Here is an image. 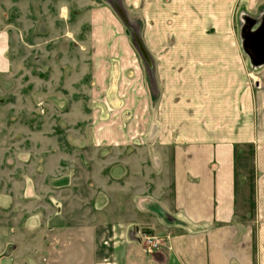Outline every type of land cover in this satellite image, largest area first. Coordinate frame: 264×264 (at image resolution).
<instances>
[{"label":"crops","instance_id":"1","mask_svg":"<svg viewBox=\"0 0 264 264\" xmlns=\"http://www.w3.org/2000/svg\"><path fill=\"white\" fill-rule=\"evenodd\" d=\"M123 5L139 14L154 114L146 98L141 108L130 99L129 72L141 84L143 76L123 22L104 5L90 14V73L95 90L108 93L106 107H121L118 119L129 115L130 130L108 139L130 140L135 129L143 141L150 136L164 187L137 210L124 201L85 228L63 223V207L46 214L47 226L36 216L24 222L0 197V264H264V0ZM3 49L0 37V56ZM250 149L259 172L254 196L245 195L242 172Z\"/></svg>","mask_w":264,"mask_h":264},{"label":"rangeland","instance_id":"2","mask_svg":"<svg viewBox=\"0 0 264 264\" xmlns=\"http://www.w3.org/2000/svg\"><path fill=\"white\" fill-rule=\"evenodd\" d=\"M103 5L123 22L131 63L143 76L141 84L133 69L129 72L130 99L141 108L146 98L154 114L139 14L123 0H0V197L11 201L1 203L2 209L23 214L24 222L36 216L47 226L46 214L56 217L63 207V223L85 228L124 201L126 209L137 210L164 187L150 136L143 141L135 129L130 140L108 139L126 133L130 124L127 112L115 116L121 107H106L108 93L95 90L90 73V14ZM251 152L245 151L242 172L245 195L254 196L259 172ZM75 211L82 219L73 218ZM138 232L139 239L146 233Z\"/></svg>","mask_w":264,"mask_h":264},{"label":"built area","instance_id":"3","mask_svg":"<svg viewBox=\"0 0 264 264\" xmlns=\"http://www.w3.org/2000/svg\"><path fill=\"white\" fill-rule=\"evenodd\" d=\"M140 240L146 245L152 246L154 248H156L159 243L158 239H155V237L146 233L141 234Z\"/></svg>","mask_w":264,"mask_h":264}]
</instances>
